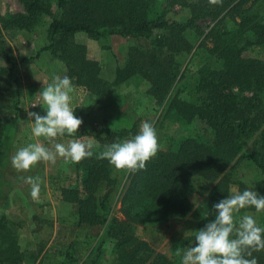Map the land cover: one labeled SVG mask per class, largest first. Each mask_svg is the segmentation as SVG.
Listing matches in <instances>:
<instances>
[{
	"label": "trees",
	"instance_id": "1",
	"mask_svg": "<svg viewBox=\"0 0 264 264\" xmlns=\"http://www.w3.org/2000/svg\"><path fill=\"white\" fill-rule=\"evenodd\" d=\"M20 2L23 11L7 13L1 18V28L32 31L44 26L47 42L40 50L61 62L73 85L88 91L90 99L98 103L112 88L135 81L156 104L164 105V113L156 129L159 150L144 170L130 174L100 157L105 145L137 134V123L119 127L103 122L99 128L72 135L91 136L94 142L92 155L73 163L72 184L63 185L68 177L62 178L61 169L53 164L48 174L44 163L28 174L40 180L39 197L47 190L57 191L72 209L57 221L51 244L40 240L34 249L21 248L12 228L15 223L1 215L0 264L77 263L84 259L90 236L99 240L92 247L91 264L99 263L98 255L107 241L114 259L104 264H173L155 246L168 241L173 223L193 209L196 196L206 199L198 230L214 219L213 205L230 196L232 182L227 171L232 166L242 160L252 163L260 173L252 189L264 196V60L243 55L247 48L264 44V0H221L217 4L210 0ZM173 6L189 10L185 19L168 16ZM202 20L212 22L207 31ZM79 33L102 43L111 36L141 41L129 47L124 65L116 68L112 81H106L100 77L99 65L86 56L85 45L75 40ZM200 36L198 46L210 57L183 83L194 38ZM15 66L0 33V141L8 121L19 119L20 84ZM194 120L203 121L209 135L197 132L170 138L166 131L167 123L187 125ZM18 149L10 148L11 157ZM237 184L240 192L248 188L243 182ZM15 200L22 204L23 197ZM117 203L121 218L111 216ZM245 211L256 212L248 207L239 213ZM258 213L262 215L258 225L264 227V211ZM33 218L37 220L36 215ZM253 255L258 264H264V251Z\"/></svg>",
	"mask_w": 264,
	"mask_h": 264
},
{
	"label": "rangeland",
	"instance_id": "2",
	"mask_svg": "<svg viewBox=\"0 0 264 264\" xmlns=\"http://www.w3.org/2000/svg\"><path fill=\"white\" fill-rule=\"evenodd\" d=\"M22 11L23 6L20 0H0V33L9 45L11 54L16 60L14 74L20 84L19 119L8 121L5 136L0 141V216L5 215L11 223H15L12 228L18 234L21 248L34 249L40 240L45 241L47 243L45 245L49 246L51 244L54 224L71 211L72 205L61 200L57 191L47 190V193L38 199L31 198L29 196L30 186L23 182V178L32 173L41 163L45 164L44 173L48 174L51 168L50 164L53 163L41 161L26 172H17L11 166L10 148L12 146L21 148L37 142L51 148L54 143L67 145L73 139L87 142L89 139L92 140V137L86 135L82 137L58 136L50 143L43 137L36 138L32 135L31 129L34 121L29 119L28 112H37L42 116L46 115L45 106L39 93L43 91L49 80H52L55 76L63 77L66 75V70L61 62L52 57L48 51L40 50L47 42L44 26H37L32 31L1 28L2 17L7 13ZM188 12L187 8L173 6L170 8L168 16L172 19L183 20ZM200 23L205 31L212 24L209 20H202ZM74 38L77 42L85 45L86 56L99 65L100 77L106 81H112L116 68L124 65L129 47L141 41L132 37L111 36L105 43H102L88 38L82 33L76 34ZM202 38L203 36L194 38L196 44L193 52L187 58V61L191 60L187 65V73H185L187 77L184 76L183 83H188L190 73L194 72L204 61H208L210 57L209 52L205 51L203 46H198ZM205 43L211 46L206 40ZM243 55L264 60V44L247 48ZM70 95L72 96L71 106L74 108V115L82 120V124L77 130L80 133L99 128L103 122L119 127H130L133 122H136L139 130L141 123L144 121L152 122L156 129L163 121L164 105L156 104L154 99L145 93L144 87L137 86L135 81L122 83L118 87L112 88L98 103L94 102L93 97L90 99L88 91L74 85ZM166 131L170 138L192 136L197 132L209 135L207 126L200 120H194L187 125L167 123ZM53 165H56L57 169H61L62 178L68 177L67 180H64L63 185L72 184L70 178L74 173L73 163L71 161L65 162L64 158L57 156ZM227 175L232 182L230 186V195H232L238 191V182L245 183L250 189L255 188L260 173L252 163L242 160L232 166L227 171ZM18 196L23 197L22 204L17 203L15 200ZM194 201L196 202L193 209L185 217L176 219L173 223L168 241L164 242L163 245L155 246L156 250L163 251L172 260L173 264H181L182 254L178 256L177 249H180L182 253L185 248L191 245L195 246V241L191 237L195 236L198 231L197 221L204 212L206 199L205 197L198 198L196 196ZM246 214L254 216L257 224L262 220V215L258 212L245 211L234 215L238 220ZM35 215L37 220L33 218ZM111 216L121 218L118 203L114 206ZM136 231L138 235H141L140 227ZM97 241L99 240L96 236L88 237V249L84 253L83 261L72 264H91L90 258L94 254L92 247L97 244ZM113 257L111 243L107 241L103 244L101 254L98 255V264L108 263L114 259Z\"/></svg>",
	"mask_w": 264,
	"mask_h": 264
},
{
	"label": "clouds",
	"instance_id": "3",
	"mask_svg": "<svg viewBox=\"0 0 264 264\" xmlns=\"http://www.w3.org/2000/svg\"><path fill=\"white\" fill-rule=\"evenodd\" d=\"M220 2L210 0L213 4ZM72 91V80L64 75L55 76L39 93L46 115L28 112L29 119L34 121L31 129L34 137H43L51 142L58 136L77 133L82 120L74 115ZM93 147L91 139L87 142L73 139L67 145L54 143L52 148L39 142L30 143L15 152L11 157V166L17 172H26L41 161L54 164L57 156L64 158L65 162L79 163L92 155ZM158 150L156 128L152 122L144 121L138 133L130 139L105 145L100 157L115 169L134 174L144 170ZM23 182L30 186L31 198L38 199L41 188L39 178L28 176L23 178ZM248 207H254L256 212L264 211V196L246 188L215 203L214 219L196 232L195 246L185 248L182 253L177 249V255L182 254L181 264H258L253 253L264 251V227H260L252 215H243L238 220L234 215Z\"/></svg>",
	"mask_w": 264,
	"mask_h": 264
},
{
	"label": "crops",
	"instance_id": "4",
	"mask_svg": "<svg viewBox=\"0 0 264 264\" xmlns=\"http://www.w3.org/2000/svg\"><path fill=\"white\" fill-rule=\"evenodd\" d=\"M47 192V191H46ZM57 227V222L54 224V230H55V228ZM54 233V232H53ZM53 233H52V235H53ZM51 239H52V237H51ZM51 243V242H50Z\"/></svg>",
	"mask_w": 264,
	"mask_h": 264
}]
</instances>
